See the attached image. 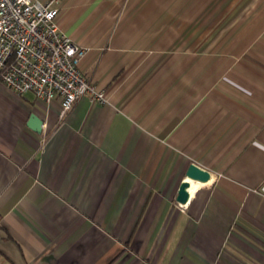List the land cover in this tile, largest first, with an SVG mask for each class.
I'll use <instances>...</instances> for the list:
<instances>
[{"label":"crops","instance_id":"crops-1","mask_svg":"<svg viewBox=\"0 0 264 264\" xmlns=\"http://www.w3.org/2000/svg\"><path fill=\"white\" fill-rule=\"evenodd\" d=\"M243 1H60L109 102L61 117L0 81V264H264V0ZM191 162L210 179L181 206Z\"/></svg>","mask_w":264,"mask_h":264},{"label":"built area","instance_id":"built-area-1","mask_svg":"<svg viewBox=\"0 0 264 264\" xmlns=\"http://www.w3.org/2000/svg\"><path fill=\"white\" fill-rule=\"evenodd\" d=\"M60 1L0 0V81L46 102L58 97L62 117L84 95L99 104L109 96L82 73L86 49L60 27Z\"/></svg>","mask_w":264,"mask_h":264},{"label":"water","instance_id":"water-1","mask_svg":"<svg viewBox=\"0 0 264 264\" xmlns=\"http://www.w3.org/2000/svg\"><path fill=\"white\" fill-rule=\"evenodd\" d=\"M42 123L43 121L33 113L30 114L27 121V125L37 132L41 131ZM185 174L186 177L179 184L176 195V200L180 204H186L189 199L190 196V193L188 191V187L190 185L189 179L200 182H206L210 179V171L199 166L195 162H191L188 165Z\"/></svg>","mask_w":264,"mask_h":264},{"label":"rangeland","instance_id":"rangeland-1","mask_svg":"<svg viewBox=\"0 0 264 264\" xmlns=\"http://www.w3.org/2000/svg\"><path fill=\"white\" fill-rule=\"evenodd\" d=\"M205 4H206V2H199V1L197 3H195L193 8H192V10H193V12H195L196 10L197 11L195 12L194 15L198 14L199 13L198 11L202 8V5H205ZM209 5L211 6V7L209 6L210 8H214V6H215V4L212 3V2H210ZM204 8L205 7H203L202 9H204ZM238 8L239 7L237 5V9ZM240 9L248 11L249 10V0H244L243 3H242V6H240ZM193 20H199V17H195Z\"/></svg>","mask_w":264,"mask_h":264},{"label":"bare ground","instance_id":"bare-ground-1","mask_svg":"<svg viewBox=\"0 0 264 264\" xmlns=\"http://www.w3.org/2000/svg\"><path fill=\"white\" fill-rule=\"evenodd\" d=\"M190 185L188 187V190H190V192H193V190L195 189L197 183L194 182V180L189 179Z\"/></svg>","mask_w":264,"mask_h":264}]
</instances>
